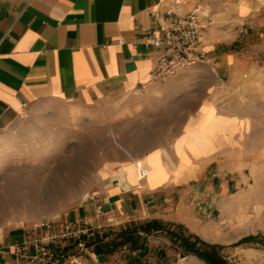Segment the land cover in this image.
<instances>
[{
    "label": "rangeland",
    "instance_id": "1",
    "mask_svg": "<svg viewBox=\"0 0 264 264\" xmlns=\"http://www.w3.org/2000/svg\"><path fill=\"white\" fill-rule=\"evenodd\" d=\"M203 4L209 11L204 31L218 27L226 39L213 52L207 51L203 63L221 54L235 57L229 69L234 80L231 93L211 100L212 106L236 119L232 146L209 156L218 134L233 124L216 117L214 109L207 110L190 132L199 130L210 117L208 130L218 121L210 135L203 134V142L207 137L211 140L212 150L204 153V161L190 164L191 169L202 170L198 177L182 185L172 179L154 192L151 218L131 208L97 217L86 197L99 195L111 181L118 183L126 170L143 168L147 160L130 162L157 145L173 148L183 124L193 117V108L211 96L208 87L215 81L214 65H202L203 79L180 83L177 77L164 82L153 96L117 91L90 101L51 102L28 109L0 130V238L19 231L29 234L43 221L55 222L58 229L70 221L90 229L92 237L87 239L86 252H79L74 239L64 243V251L89 260L96 254L89 243L111 242L123 230L152 221L172 223L166 221L171 218L172 224L191 234L182 224L191 217L211 232L209 239L233 242L213 244L223 248L229 264H264V0H202ZM184 143L176 146L179 154ZM182 161L190 163L186 156ZM139 197L132 196L135 206L140 204L135 201ZM86 208L89 211L82 215ZM192 235L207 242L206 235ZM249 238L253 240L245 241ZM183 258L182 250L166 234L153 233L145 252H133L127 246L101 260L174 264Z\"/></svg>",
    "mask_w": 264,
    "mask_h": 264
},
{
    "label": "crops",
    "instance_id": "2",
    "mask_svg": "<svg viewBox=\"0 0 264 264\" xmlns=\"http://www.w3.org/2000/svg\"><path fill=\"white\" fill-rule=\"evenodd\" d=\"M198 7L208 15V8L202 5V0H0V130L11 126L23 111L51 102L90 101L117 91L158 94L157 90L164 82L175 78L151 81L157 53L144 46V38L148 31L164 22L168 12L183 15ZM118 41L124 44H118ZM225 41L224 33L218 27L203 31V47L210 53ZM234 60L233 55L221 54L178 76L180 83H193L203 79L200 74L202 65H214L216 76L208 87L210 98L207 102L203 99L204 102H198L193 108V117L183 124L182 133L173 143V148L166 143L157 145L151 152L130 162L136 164L147 160L143 168H130L118 183L114 180L104 186L96 195V202L89 203L92 212L100 204L104 214L131 208L142 216L150 217L154 192L172 179L182 185L186 180L198 177L202 170L199 167L191 169L190 164L204 161L207 157L204 153L212 150V143L207 137L203 148L193 152L188 148L192 143L190 132L211 108L216 117L233 126L218 134L215 151L208 153L209 156L232 146L236 130L232 133L231 128H236V119L212 106L211 100L217 101L231 93L234 80L229 69ZM215 125L210 130L206 128L205 134L210 135L217 128ZM180 141L185 142L181 154L176 150ZM156 152L161 153L158 161L166 167L163 168L165 180L169 176L162 185L159 176H154L157 172L148 160ZM183 156L188 158L189 164L183 163ZM171 162H177V165L171 166ZM143 171L147 174L142 176L145 181L141 182ZM132 193L140 196L135 199L140 203L138 206L132 201ZM86 211L89 208L82 209L81 214ZM166 221L175 222L173 218ZM197 222L195 218L187 217L182 224L190 228L191 234L206 235L205 240L212 244L233 243L220 238L209 239L211 232L202 229ZM215 231L217 233L218 230ZM27 237L25 231L2 236L0 264H27L19 257L18 249ZM92 256L95 258L84 260L79 256V259L83 264H106L101 260L106 257ZM178 264L206 263L188 256Z\"/></svg>",
    "mask_w": 264,
    "mask_h": 264
},
{
    "label": "built area",
    "instance_id": "3",
    "mask_svg": "<svg viewBox=\"0 0 264 264\" xmlns=\"http://www.w3.org/2000/svg\"><path fill=\"white\" fill-rule=\"evenodd\" d=\"M206 18L208 16L199 7L183 15L171 11L163 23L147 32L144 46L157 53L151 71L152 82L176 78L208 59V52L203 47ZM118 44L124 42L118 41ZM86 201L96 202V196L88 195ZM95 215H104L102 205H96ZM91 237L90 229L80 224L69 221L58 229L55 222L43 221L30 229L28 237L18 247L19 257L27 264H83L77 255L65 253L64 243L74 239L78 242L79 252L84 253L87 239Z\"/></svg>",
    "mask_w": 264,
    "mask_h": 264
},
{
    "label": "trees",
    "instance_id": "4",
    "mask_svg": "<svg viewBox=\"0 0 264 264\" xmlns=\"http://www.w3.org/2000/svg\"><path fill=\"white\" fill-rule=\"evenodd\" d=\"M153 233L166 234L172 243L182 250V257L192 255L206 264H229L222 254L223 248L221 246L204 242L199 237L189 234L181 225L159 221H152L123 230L118 235V239L111 242L99 240L95 243H89L88 246L94 245L96 254L103 257L112 255L119 249L127 246L133 252L141 251L143 253L146 250L147 239ZM252 240V238H249L245 241L250 242Z\"/></svg>",
    "mask_w": 264,
    "mask_h": 264
},
{
    "label": "bare ground",
    "instance_id": "5",
    "mask_svg": "<svg viewBox=\"0 0 264 264\" xmlns=\"http://www.w3.org/2000/svg\"><path fill=\"white\" fill-rule=\"evenodd\" d=\"M206 16H208L207 14H205ZM212 122V117L209 118V120L203 125L201 126V128L197 131H194L191 135H190V139L192 140L191 145L188 146L189 149H192V151L198 150V149H202L203 148V139H204V130L206 128H208L209 124ZM199 144V146L197 145ZM159 154H155L153 157H150L149 160V164L153 167L154 170H156L157 174L154 176H159V180L161 182H163L165 180V176H163L164 174V167L162 166V164L158 161L159 160ZM153 173V172H152ZM153 175V174H152ZM2 203V202H1Z\"/></svg>",
    "mask_w": 264,
    "mask_h": 264
}]
</instances>
